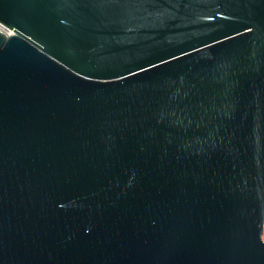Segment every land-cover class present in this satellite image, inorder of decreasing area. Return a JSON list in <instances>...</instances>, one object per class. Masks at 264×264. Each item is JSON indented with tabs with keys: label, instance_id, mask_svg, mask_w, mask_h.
I'll use <instances>...</instances> for the list:
<instances>
[{
	"label": "water",
	"instance_id": "water-1",
	"mask_svg": "<svg viewBox=\"0 0 264 264\" xmlns=\"http://www.w3.org/2000/svg\"><path fill=\"white\" fill-rule=\"evenodd\" d=\"M0 264H264V0H0Z\"/></svg>",
	"mask_w": 264,
	"mask_h": 264
}]
</instances>
